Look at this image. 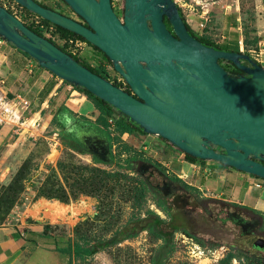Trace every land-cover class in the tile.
Wrapping results in <instances>:
<instances>
[{
    "label": "rangeland",
    "instance_id": "1",
    "mask_svg": "<svg viewBox=\"0 0 264 264\" xmlns=\"http://www.w3.org/2000/svg\"><path fill=\"white\" fill-rule=\"evenodd\" d=\"M35 1L82 22L61 0ZM173 1L194 36L216 46L227 44V37L233 40L234 33L228 34L224 29L229 22L234 26L237 22L251 26L258 14L264 19V0ZM111 3L122 21L124 0ZM0 6L16 12L21 21L30 24L28 11L15 6L13 0H0ZM233 47L234 44H230L228 49L235 51ZM240 52L255 61L260 59L246 47ZM78 61L91 67L102 62L109 75L116 78L112 63L92 45L83 51ZM220 65L232 69L230 62L222 61ZM2 94L0 91V125L17 121L16 137L22 134V138L16 145L12 138L0 148V224L8 222L26 230L38 227L42 233L59 238L60 246H66L81 238L92 243L108 239L131 218L138 215L143 218L146 211L168 220L156 205L159 198L150 193L143 210L138 211L135 188L144 178L128 162L130 158L144 159L169 178H178L194 188L188 190V195L181 194L168 201L171 214L183 216L177 221L180 229L172 237L175 251L163 264H219L229 252L239 257L241 254L229 264H264V250L253 247L256 235L264 234V180L232 169L225 179L226 186L235 182L239 189L216 195L198 189L201 187L199 170L208 160H203L190 174L181 172L176 160L179 156L184 159V153L157 135L138 132L128 135L111 128L107 139L100 127H87L85 122L94 123L96 118L89 114L76 116L66 110L58 114L54 124L42 127L40 121V125L33 128L44 130L31 134L23 126L26 113L16 116L20 114L16 111L19 99L7 101ZM217 166L225 167L219 163ZM202 179L204 182L209 177ZM155 182H159L157 176L151 181ZM238 197V203L230 201ZM214 201L242 204L252 210L255 217L262 220L257 234L242 238L235 224L220 220L224 218L222 207ZM39 239L53 245L52 239ZM161 244L162 241L141 231L135 238L101 250L83 263L74 261L72 264H150ZM240 251L260 257V263L246 260Z\"/></svg>",
    "mask_w": 264,
    "mask_h": 264
},
{
    "label": "water",
    "instance_id": "2",
    "mask_svg": "<svg viewBox=\"0 0 264 264\" xmlns=\"http://www.w3.org/2000/svg\"><path fill=\"white\" fill-rule=\"evenodd\" d=\"M13 1L100 50L131 94L80 65L0 6V36L42 68L182 152L264 180V166L246 159L264 157V68L245 54L216 51L190 36L173 0H124L122 21L111 0H62L83 22L35 0ZM165 11H170L175 36L165 27ZM218 60L248 76L228 75ZM146 169L140 165L138 172ZM231 221L244 229L239 220ZM253 247L264 249V238L255 240Z\"/></svg>",
    "mask_w": 264,
    "mask_h": 264
},
{
    "label": "crops",
    "instance_id": "3",
    "mask_svg": "<svg viewBox=\"0 0 264 264\" xmlns=\"http://www.w3.org/2000/svg\"><path fill=\"white\" fill-rule=\"evenodd\" d=\"M224 29L228 34L234 33L233 40L227 37L229 42L224 46L229 48L230 44H234L233 48L239 52L246 47L247 51L254 52L260 58L256 62L264 68V19L260 18L259 14L251 26L239 22L234 26L229 22ZM0 91L7 101L11 98L19 99L16 111L20 114L16 116L22 117L26 113L23 116V126L25 125L31 134L44 130V128L40 130L33 128L40 125V121L42 127L54 124L53 119L57 118L60 108H65L76 116L89 114L97 118L99 115L92 101L83 92L77 91L73 84L62 81L8 43L0 47ZM16 126L15 120L12 124L0 125V148L14 138L13 145L18 144L22 134L16 137L18 134ZM202 162V160L189 162L180 156L176 160L181 166V172L187 174L192 173V169ZM217 164L211 160L203 164L199 170L201 187L198 189H205L216 195L239 189L236 188L235 182L231 186H226L225 179L232 169L219 168ZM207 176L209 179L203 182L202 177ZM239 198L230 201L238 203ZM31 230L35 235L24 227L10 225L8 222L0 224V264H72L74 262H71L68 255L57 252L51 242L44 244L40 241L36 234L42 231L38 227Z\"/></svg>",
    "mask_w": 264,
    "mask_h": 264
},
{
    "label": "trees",
    "instance_id": "4",
    "mask_svg": "<svg viewBox=\"0 0 264 264\" xmlns=\"http://www.w3.org/2000/svg\"><path fill=\"white\" fill-rule=\"evenodd\" d=\"M37 3L39 5L45 7V8H48L45 5H43L42 3H39V2H37ZM183 22H184L185 29H186L187 33L196 39L197 37L194 36L192 30L188 27V25L185 23L184 20H183ZM56 27H57V30L60 33L64 34L65 36L78 37V38L84 40L83 38H81V37H79L73 33H70L66 30H63L62 28H60L58 26H56ZM29 29H31V28L29 27ZM196 40H198L201 44H204V45L209 46V47H214L215 49H217L219 51L240 53L238 50L233 51V50L228 49L227 46H216L214 44L208 43V42L201 40L199 38H197ZM8 44H10V43L8 42ZM10 45L13 46L12 44H10ZM88 45L91 46V44H89V43H88ZM55 46H57V45H55ZM57 47H59V46H57ZM92 47L96 51L98 50L96 47H94V46H92ZM61 50H63V49H61ZM98 51H100V50H98ZM21 53L24 54L25 56L29 57L27 54H25L23 52H21ZM247 56L249 57V61L251 63H255V64L260 66V64L257 63L256 61H254L249 55H247ZM73 59L79 63V61L76 58L73 57ZM222 61H225V60H218L219 63H221ZM225 62H228V61H225ZM245 63H247V62H245ZM101 64H102V62H99V64H97L93 67H91L90 65H82V64H80V65L86 67L91 72H93V73L101 76L102 78L106 79L107 74H106V71L104 70V68L101 66ZM224 69L227 71L228 75H230L232 77H242L244 75L242 70L238 69L233 64H232L231 70H227L226 68H224ZM73 85L76 88L83 91V93L92 101L95 108L99 112V115L96 118L94 123L85 122V123H87L86 125L88 128L100 127L101 132H103L105 137L107 134V137H106L107 139L109 136L108 130H110L111 128L117 129V130L121 131V133L128 134V135H132L136 132L145 134L143 129L140 128L137 124H135L132 120H130L127 116L123 115L118 110H116L115 108H113L112 106H110L109 104L104 102L103 100L92 95L91 93H89L85 89H83V88H81L75 84H73ZM125 91H127V92L130 91L128 86L126 87ZM62 110L68 111L65 108H60L58 111V114H60ZM56 121H57V118L55 117L53 119V122L56 123ZM184 158H185V160H187L189 162L198 161V159H196V158H194V157H192L186 153H184ZM133 159L134 158H130V160L128 162L130 167H131L130 161ZM223 166H225V165H223ZM225 167H227V166H225ZM228 168H230V167H228ZM170 179L173 182H176V183H179L180 185H182V187L186 190V192L183 193L185 195H188V193H189L188 190H194L193 187L185 184L183 181H181L178 178H170ZM135 189H136V196H135L136 204L138 207V211L140 213V211L143 210V204H144V201L146 200L147 194H149V193L151 194V191L149 190L147 184L144 181H140L139 184L136 185ZM214 202L216 204H218V206L220 204L221 205L222 204H230V203H222V202H217V201H214ZM156 205L158 206V208H160L165 213L168 220L161 219L157 215H155L154 213H152L150 211H146L144 213L143 218L140 215L136 216L135 218H131L121 228L117 229L108 239L100 240V241H97L96 243H92L91 241H89L85 238H81L79 240H75L71 243H68L66 246H60V244L58 243L59 238H57V237L47 235L45 233H37L36 235L42 239H47V240L52 239V243L54 245L55 250L61 254L68 255L70 257L71 262L78 261V262L83 263V262L91 259L99 251L104 250L108 247H113V246H115V245H117L123 241L133 239L138 235L139 232L145 231L149 235L153 236L154 238L162 241L161 246L158 248V250L155 251V254H153V256L151 257L150 264H163L164 260L175 251V247H174V244L172 241V237H173V234L178 229H180V224L177 221L181 219V216H183V214H177V215L173 216L171 214L170 207L166 206L159 199L156 201ZM232 205H234V204H232ZM220 207H222V206H220ZM27 231L32 232L33 235H35L34 234L35 232H33V230H31L30 228ZM229 248H231L232 250L235 249L233 246H230ZM240 252L243 254V257L246 258V260H249V261L255 260L257 263H260V260H261L260 257L251 256V253H249V252H244V253H243V251H240ZM240 257H241V254H240ZM240 257L238 255L232 253V252H229L226 255V257L220 261L219 264H229L232 259L240 258Z\"/></svg>",
    "mask_w": 264,
    "mask_h": 264
},
{
    "label": "flooded vegetation",
    "instance_id": "5",
    "mask_svg": "<svg viewBox=\"0 0 264 264\" xmlns=\"http://www.w3.org/2000/svg\"><path fill=\"white\" fill-rule=\"evenodd\" d=\"M61 4L66 5L62 0H61ZM165 13L166 14L163 16L165 27L171 32L173 36H175L171 22H170V11H165ZM179 14L181 15L180 11H179ZM81 21L83 22L82 19ZM212 49L219 51L215 48H212ZM243 65L251 67L248 63H245V62L243 63ZM245 76L247 77L248 75L244 73L242 77H245ZM129 93L131 94L130 91ZM208 146L212 147L218 153H222V154L225 153V151L222 148L215 147L210 144ZM246 159L251 160L255 163H259L262 166H264L263 156H259V158H255L254 156L249 155ZM130 165L133 169H136V170H138V167L140 165L147 167L144 173L142 174L140 173L141 176L144 178L143 181L147 184L149 190L151 191V194L157 196L159 200H161L166 206H168V201L170 199H173V197H176L186 192V190L182 187V185L176 182H173L168 176L164 175L157 167H155L154 165H152L151 163L147 162L144 159H133L131 160ZM153 176H157L159 182H155V184H152L151 181H152ZM219 206H222L221 213L224 214V218L219 217L223 223L232 222L231 220H239L242 224H244V229L241 225L235 224L236 227L239 228L240 236L242 238L252 237L257 234L258 228L261 226L262 220H260L258 217H255L252 210L248 209L247 207H242L236 204L234 205L232 204H222L221 205L220 204ZM238 217L241 219H239ZM258 238H264V234L256 235L255 240H257ZM261 250H264V249H261Z\"/></svg>",
    "mask_w": 264,
    "mask_h": 264
},
{
    "label": "built area",
    "instance_id": "6",
    "mask_svg": "<svg viewBox=\"0 0 264 264\" xmlns=\"http://www.w3.org/2000/svg\"><path fill=\"white\" fill-rule=\"evenodd\" d=\"M15 6H19V5L15 3ZM19 8L23 9L22 7ZM11 14H13L18 20L21 21V18L17 15L16 12H12ZM28 14L30 17L28 20L30 24L29 25L26 24L25 21H21V22L27 27H30L32 31H35L41 37L50 41L52 44L59 46L61 49L64 50L65 53H67L72 58L74 57L78 60L82 56L83 51L88 48L89 45L87 41H84L78 37L65 36L64 34L60 33L57 30L56 25L46 20H43L41 17L37 16L36 14L30 12H28ZM5 44H7V41L0 36V47ZM101 66L106 71L107 74L106 80H108L112 84H115L117 87H119L122 90L126 89L125 87L126 84L123 82L121 76L116 71L114 72V75H116L115 78V76L109 75V73L107 72L108 70L106 69V65L104 63H102ZM178 177L183 179V176L178 175Z\"/></svg>",
    "mask_w": 264,
    "mask_h": 264
}]
</instances>
